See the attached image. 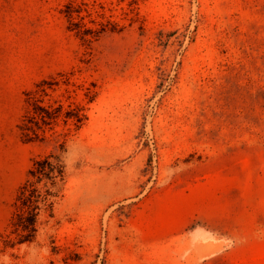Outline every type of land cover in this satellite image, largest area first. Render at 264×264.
<instances>
[{
	"label": "rangeland",
	"instance_id": "rangeland-1",
	"mask_svg": "<svg viewBox=\"0 0 264 264\" xmlns=\"http://www.w3.org/2000/svg\"><path fill=\"white\" fill-rule=\"evenodd\" d=\"M30 93L87 119L27 140ZM49 153L52 216L16 243ZM0 264H264V0H0Z\"/></svg>",
	"mask_w": 264,
	"mask_h": 264
},
{
	"label": "trees",
	"instance_id": "trees-1",
	"mask_svg": "<svg viewBox=\"0 0 264 264\" xmlns=\"http://www.w3.org/2000/svg\"><path fill=\"white\" fill-rule=\"evenodd\" d=\"M31 100L22 118L20 129L27 140L43 139L46 129L62 122L79 128L87 119L86 106L80 102L64 105L60 100L43 102L40 98ZM31 133V134H30ZM66 175L65 165L59 155L49 153L35 158L28 170V176L20 185L14 200L11 231L18 236L16 243L31 242L38 231V216L44 208L52 216L53 199L60 192V185ZM40 185V186H39ZM15 242L12 243L14 245Z\"/></svg>",
	"mask_w": 264,
	"mask_h": 264
}]
</instances>
